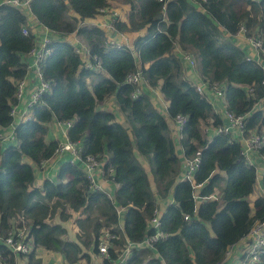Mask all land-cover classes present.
Segmentation results:
<instances>
[{
	"label": "trees",
	"instance_id": "16d2710c",
	"mask_svg": "<svg viewBox=\"0 0 264 264\" xmlns=\"http://www.w3.org/2000/svg\"><path fill=\"white\" fill-rule=\"evenodd\" d=\"M113 1L29 0L19 7L0 0L1 127L13 121L16 83L26 77L29 51L39 43L43 27L50 31V51L40 67L48 88L29 109L31 119L16 123L15 144H0V236L25 226L33 246L28 264H44L37 249L60 255L64 264H89L98 256L104 230L116 238L103 264H115L127 241L135 245L127 264H216L256 221H264V195L254 199L251 212L247 197L257 183L256 169L233 135L203 132L204 126H218L223 119L185 75L179 51L192 55L201 81L220 86L225 109L244 116V134L264 136V69L246 60V47L231 38L243 27L246 36L264 40V0H122L126 11L114 21L111 37L121 42L120 34L132 38L120 47L108 44L100 26L86 23ZM74 33L97 68L85 67V53H77L69 39ZM136 71L158 88L167 102L166 116L155 108L150 93L132 96L135 87L126 78ZM109 97L124 123L99 108ZM177 115L186 120L175 140L170 124ZM54 121L71 122L66 136L79 142L81 159L102 161L107 154L102 172L117 185L113 198L94 188L79 162L62 161L55 179L44 178L35 186V169L42 170L59 145L57 139L47 140ZM178 144L184 158L200 152L193 174V181L202 183L198 195L217 193L218 200L195 202L191 182L178 180ZM257 152L264 158V143ZM139 158L150 168L156 193ZM260 180L264 189V171ZM170 193L174 202L157 227L162 237L151 247L140 245L155 232L149 221L157 209L156 196ZM117 207L124 209L123 230ZM73 213L69 238L65 224ZM0 254L14 263L1 241Z\"/></svg>",
	"mask_w": 264,
	"mask_h": 264
},
{
	"label": "built area",
	"instance_id": "2783aa9c",
	"mask_svg": "<svg viewBox=\"0 0 264 264\" xmlns=\"http://www.w3.org/2000/svg\"><path fill=\"white\" fill-rule=\"evenodd\" d=\"M29 0H24L21 2L20 0H2V4H11L19 7L27 6ZM162 1V0H160ZM107 12L108 18L99 22V24H94L100 26L104 31L107 32V42L108 44L115 45L120 47L125 45V42L128 40L125 34H120L122 39L125 42H121L119 40H114L110 38L109 34L115 31L114 21L118 18L117 12L114 10H108L107 8H103L100 10V14H105ZM89 24V23H88ZM25 32V31H24ZM43 36L41 37L39 43L29 51V55L31 56L30 63L28 65L29 70H35L37 77V84L31 88L28 100L23 108V111L17 110V103L13 106L11 114L13 116L12 123L7 127L0 126V144L12 143L15 144V136H14V128L16 123L20 121H29L31 119V115L29 114V109L32 105L39 100L42 93H44L48 88V83L43 79L40 67L41 61L44 59L46 54L50 51L48 47V43L50 42L49 30L43 27L42 30ZM241 35L246 40V54L245 58L248 61H253L260 65L264 69V40L257 39L252 36L245 35V29L241 27L235 35H231V38ZM77 44L74 46L75 51L77 53L83 51L85 53V67H98L97 65L93 66L88 57V50L84 48V45L79 42L77 39ZM180 56L185 62V65L190 68L194 73L195 72V60L191 54L179 51ZM28 73V72H27ZM197 75V73H196ZM198 76V75H197ZM126 82L133 85L135 90L132 94L133 97L142 93V91L148 92L150 94L156 91V87H152L146 84L142 74L140 71H136L127 76ZM25 86V79L22 81H18L16 83V96L17 98L23 97V89ZM195 89L198 93L202 95H206L207 98L211 101V104L215 108V112L217 114H224V122L219 124L218 126L206 125L203 127V132L208 135L215 134H229L233 135L236 139L241 143V154L246 158V161L249 165L255 167L256 172L259 170V160L254 157V153L258 155V149L262 147L264 143V136L258 133H250L246 136L244 129V116L243 115H235L231 112H228L225 109V103L223 100V93L220 86L217 83H213L208 85L207 83L201 81L194 84ZM224 104L223 107L219 110L218 106ZM260 103L255 104L259 106ZM186 117L183 115H177L173 119V125L177 128L180 133V129L184 124ZM61 126L64 125L67 129L71 125L70 121L57 122ZM66 129V131H67ZM67 138V136H66ZM80 144L78 141L71 142L68 139L63 142H59V145L55 151V158H64L65 161H69L71 163L79 162L86 172L87 176L90 178L93 183L94 188H96L95 184V174L97 170L100 172L101 170V162L97 160L93 156H86L84 159L80 157ZM199 151H196L195 155L191 158H185L186 167L183 169L180 179L189 181L192 184L193 192L192 197L196 201L200 200H218V194L213 193L206 196H199L197 190L201 188L202 183H195L193 181V174L198 166L199 162ZM45 164V163H44ZM43 164V165H44ZM99 189V188H96ZM190 216L188 214L184 215V219L188 220ZM159 224V216L156 211L154 216L149 221V226L155 229V232L149 236H146L140 245L151 247V244L162 237L161 232L157 230ZM121 229V228H120ZM27 228L25 226L18 227L15 229L9 230L7 234L2 237L0 236V241L7 247V250L11 252L14 257V263H9L7 258L0 254V264H19L20 257H26L32 250L33 246L26 240ZM122 230V229H121ZM116 238V235L109 232L108 230H104L102 235L99 238L98 243V256L97 258L102 260L106 257L108 248L112 243V240ZM135 245L133 243L128 242L126 245L120 250L117 261L115 264H127V259L130 255L131 248ZM264 257V221H256L248 233L240 238V240L231 245L225 252V256L223 261H220L216 264H263ZM103 264V263H102Z\"/></svg>",
	"mask_w": 264,
	"mask_h": 264
},
{
	"label": "crops",
	"instance_id": "0c3cea01",
	"mask_svg": "<svg viewBox=\"0 0 264 264\" xmlns=\"http://www.w3.org/2000/svg\"><path fill=\"white\" fill-rule=\"evenodd\" d=\"M112 3L113 2H111V5H112ZM111 5L108 6L107 9L116 11V9L111 8ZM117 15H118V13H117ZM107 18H108V15H107V12H106L105 14H99L96 18L87 20L86 23L99 24V22H102L103 20H105ZM111 33H113V32H111ZM111 33L109 34L110 38H112L111 37ZM117 37L118 36H116V37H114L112 39L116 40ZM119 38H120V35H119ZM127 38L130 40L132 38V36L129 37V35H128ZM69 39H71V41L74 42V46L78 43L77 42V39H78L79 42H81V44L84 45V48L86 49V44L83 42V40H81L79 37H77L75 35V33L71 34ZM232 40H233L234 44H236V45L238 44L241 47H243V46L246 47V43L247 42H246V40L244 39L243 36L238 35V36L234 37V39H232ZM176 52L178 53V50H176ZM184 73L192 82H194V84H196V83H198L200 81L199 76H197L196 73L192 72L191 69L189 70L187 66L184 69ZM24 79H25V86H24V89H23L24 96L23 97L21 96L20 98H17V110L20 111V112L23 111V108H24V106H25V104H26V102L28 100V95H29V92H30L31 88H33L38 82L37 77H36V72L33 69L28 71V73L26 74V77ZM150 95H151V99H152V102H153L155 108L158 111L165 110V113H167L166 112L167 102L162 98V95L160 94L159 90L156 89V91L154 93L150 94ZM223 105L224 104H222V105L220 104L218 106V109L220 110L223 107ZM99 108L107 109V110L112 111L115 114L116 120L119 121L120 123H124V117H123V115L121 113H119L117 111V108L115 106V103H114L112 97H109L107 100L101 102L99 104ZM223 115L224 114H220V116H221V118L223 119V122H224L225 120H224V116ZM170 125H171V134H170L171 137L173 139H175V140H178L179 136H178L177 128H175V126L173 125V122ZM66 129L67 128L64 125L61 126L60 124H58L55 121L50 123V125H49V134L47 136V140L57 139V140H59V142L66 141L67 140V138H66ZM176 149H177L178 155H179L180 160H181L180 175L178 177V180H181L180 179L181 174L183 172V169L186 167L185 158L183 157V151H182V148H181V146L179 144L176 146ZM106 157H107V154L105 155V158ZM254 157L256 158V160L257 159L259 160V170H260V172L258 171V173H257V183H256V186H255L257 195L254 196V199H255L259 195H264V189H263V187L261 185V180H260L261 172L264 171V158L261 157L260 155H257L256 153H254ZM105 158L102 161H100L101 162V170H102L103 163L106 161ZM139 159H140L144 169L147 171L146 168H148V166L146 165L145 162H143L142 158H139ZM62 161H65V159L61 158V157L60 158H55L54 157V158L46 161L45 164H44L43 169L40 170V171L37 170L35 172V186L40 187V185L42 183V180L44 178L55 179V176L57 174L58 166L60 165V163ZM148 177H149V181H151V183H152L151 176H148ZM95 184H96V188H99V189L103 190L104 192H106L108 194V196L110 198H113L115 190L117 188V185L111 179L105 178L103 176V172L102 171L99 172L97 170V172L95 174ZM107 186H108V191L104 190V188L107 187ZM255 189H254V191H255ZM152 190H153L154 193L157 192L156 191L157 190L156 186L153 185V184H152ZM254 191H253V193H254ZM156 197H157V209H156V211L158 212V216L160 217L161 214L163 213V211L165 210V208L169 204H172L174 201H173V196H172L171 193L165 198H160L158 196H156ZM254 199H253V201H254ZM117 211H118V214H119V228H121L123 230L122 226H123L124 209L121 208V207H117ZM36 255L38 257H41L42 262L44 264H64V262L61 259L60 255H58L56 253H52L50 251H46V250H43V249H37L36 250ZM19 264H28L27 258L26 257H20ZM79 264H87V263L81 261ZM89 264H102V263L100 262V259H98L97 257H92V259L89 262Z\"/></svg>",
	"mask_w": 264,
	"mask_h": 264
},
{
	"label": "rangeland",
	"instance_id": "374dc122",
	"mask_svg": "<svg viewBox=\"0 0 264 264\" xmlns=\"http://www.w3.org/2000/svg\"><path fill=\"white\" fill-rule=\"evenodd\" d=\"M124 6H125V7H124ZM111 8L116 9L118 15H121V16H122V14L126 11V5H125V3H124L122 0L113 1L112 5H111ZM110 103H111V102H110ZM110 103H109V104H110ZM114 110H115V109H114ZM160 111H161V112H160ZM160 111H159V112H160L161 114H163V115L166 116L165 110H160ZM146 169H147L146 172L148 173V176H151V179H152V183H151V181H149V182L151 183L150 186H151V188H152V184L155 185V182H154V180H153V178H152V174H151V172H150V168L148 167V168H146ZM36 171H37V170L35 169V172H36ZM104 190H107V191H108V186L105 187ZM255 195H257L256 189H255L254 193L250 194V195L247 197V200H248V202H249V204H250V207H251V212H253V199H254V196H255ZM76 216H77V214H76V213H73V214H72V219H71V221L65 224V226L68 228V235H69V238H73V234H74L73 229H74V227H73V225H72V222H73V220L75 219ZM71 228H72V229H71Z\"/></svg>",
	"mask_w": 264,
	"mask_h": 264
}]
</instances>
